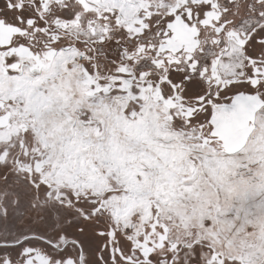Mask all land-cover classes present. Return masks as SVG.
<instances>
[{
	"label": "snow or ice",
	"instance_id": "obj_1",
	"mask_svg": "<svg viewBox=\"0 0 264 264\" xmlns=\"http://www.w3.org/2000/svg\"><path fill=\"white\" fill-rule=\"evenodd\" d=\"M0 264H264V0H0Z\"/></svg>",
	"mask_w": 264,
	"mask_h": 264
}]
</instances>
